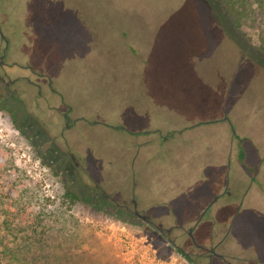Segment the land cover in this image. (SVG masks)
Listing matches in <instances>:
<instances>
[{"label": "rangeland", "instance_id": "374dc122", "mask_svg": "<svg viewBox=\"0 0 264 264\" xmlns=\"http://www.w3.org/2000/svg\"><path fill=\"white\" fill-rule=\"evenodd\" d=\"M238 4L241 25L207 0H0L11 75H50L81 118L70 146L48 111L0 100V264H188L106 198L199 209L264 165V0ZM251 200L226 252L264 264Z\"/></svg>", "mask_w": 264, "mask_h": 264}, {"label": "flooded vegetation", "instance_id": "af4514ba", "mask_svg": "<svg viewBox=\"0 0 264 264\" xmlns=\"http://www.w3.org/2000/svg\"><path fill=\"white\" fill-rule=\"evenodd\" d=\"M0 35L2 37L1 43L5 45L0 52V86L2 87L0 100H10L20 104L29 101L36 105V109L48 111L52 115L49 121L44 122L46 128L52 135L54 132L58 133L66 144L70 145L68 135L77 128V123L81 118H76L72 105L55 87L54 80L50 75L37 72L35 69L32 72L37 76V79H34L32 75H20L18 77L11 75L10 67L19 65L16 62L9 63V41L1 30ZM11 118H14L13 115ZM224 119L229 120L228 117L221 120ZM122 129L130 131L127 126H123ZM179 131L181 130L170 129L169 135L164 137L161 136L160 130L145 131L144 133L150 135L149 141L152 142L151 145L153 146L157 140L152 133H158L161 142L166 144ZM232 134L233 138L239 136L234 130ZM69 154L72 159H78L73 150ZM138 155L136 156L138 157ZM248 167L249 170L252 169L255 172L254 175L234 177L228 170L224 193H216L217 196L211 202L199 209H182L180 212H176L173 203L167 204L165 202L163 206H158V210L157 206L149 200L150 198H138L134 191L128 192L122 198L116 199L108 196L106 199L111 206H114L123 215L130 217L131 222L139 221L142 227L150 228L163 243H166L173 252H176L188 264H213L216 258L223 259L228 264H247L245 259H239V255L230 254L226 252V249L228 244L232 242L230 240L232 238L235 240L238 237L236 233L240 234L242 230L240 229L239 216L249 199H253L254 195L264 189L257 182L261 173L260 166L257 173L255 165ZM235 180H240V182H234ZM234 183H237V191L233 193L232 184ZM227 201H238L235 212H232V206L225 207L228 209L224 210H215L218 204L222 205ZM147 202H151L150 205ZM249 204L253 205L252 200ZM229 213L231 217L227 223ZM217 237H220V240L212 245V241H216L215 238Z\"/></svg>", "mask_w": 264, "mask_h": 264}, {"label": "trees", "instance_id": "16d2710c", "mask_svg": "<svg viewBox=\"0 0 264 264\" xmlns=\"http://www.w3.org/2000/svg\"><path fill=\"white\" fill-rule=\"evenodd\" d=\"M209 1L212 6L218 11L221 17H223L225 20L228 21H237L234 22L235 25H241L239 20L238 11L240 7L237 8L240 3V0H207ZM242 1V0H241ZM240 6H243V4H240ZM68 196L72 197L73 199H77L78 196L72 192L67 193Z\"/></svg>", "mask_w": 264, "mask_h": 264}, {"label": "crops", "instance_id": "0c3cea01", "mask_svg": "<svg viewBox=\"0 0 264 264\" xmlns=\"http://www.w3.org/2000/svg\"><path fill=\"white\" fill-rule=\"evenodd\" d=\"M259 166H260L261 168L264 167L263 163H261V165H259ZM261 187L264 188V182L262 183ZM260 191L262 192V191H264V189H263V190L261 189ZM261 192H259V193H261ZM260 196H263V195H260Z\"/></svg>", "mask_w": 264, "mask_h": 264}]
</instances>
